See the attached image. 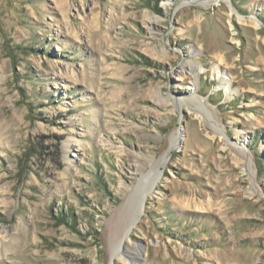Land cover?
<instances>
[{"label": "rangeland", "instance_id": "374dc122", "mask_svg": "<svg viewBox=\"0 0 264 264\" xmlns=\"http://www.w3.org/2000/svg\"><path fill=\"white\" fill-rule=\"evenodd\" d=\"M205 2L0 0V264H264V0Z\"/></svg>", "mask_w": 264, "mask_h": 264}, {"label": "bare ground", "instance_id": "6f19581e", "mask_svg": "<svg viewBox=\"0 0 264 264\" xmlns=\"http://www.w3.org/2000/svg\"><path fill=\"white\" fill-rule=\"evenodd\" d=\"M220 0H206V2H205V6H207V5H209V4H211V3H214V2H219ZM254 22H255V24L256 25H258V21L257 20H255L254 19ZM217 69V72H218V74H219V79L221 80V83H224L225 84V86H227V84H230V79L229 78H227L226 76H224V75H222V74H220L219 72V69H218V67L216 68ZM182 71H184V73L185 74H183V76H185V75H187L188 76V79H191V80H196V78H198L199 77V75L201 74V72H202V69L200 68H198V67H196L195 65H194V63H190V66H189V68L188 69H184V67L182 68ZM179 137H180V132H177L175 135H174V138H173V141H172V147H175L176 146V144H177V142H178V139H179ZM167 157H168V153H166L164 156H162V158L157 162V167L159 166V165H162L166 160H167ZM169 158V157H168ZM158 169H159V167H158ZM160 170H159V172H158V175H157V178L154 180L155 182L154 183H156V181H157V179L159 178V176H160ZM132 226V225H131ZM131 226L129 227V230H131ZM132 231V230H131ZM129 233V232H128ZM121 258V257H120Z\"/></svg>", "mask_w": 264, "mask_h": 264}]
</instances>
